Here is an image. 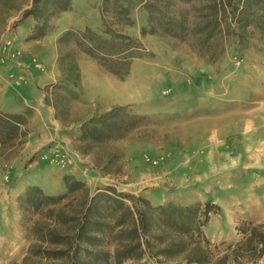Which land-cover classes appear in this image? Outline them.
Returning a JSON list of instances; mask_svg holds the SVG:
<instances>
[{
	"label": "rangeland",
	"instance_id": "rangeland-1",
	"mask_svg": "<svg viewBox=\"0 0 264 264\" xmlns=\"http://www.w3.org/2000/svg\"><path fill=\"white\" fill-rule=\"evenodd\" d=\"M30 1L16 3L26 5ZM209 2H175L173 7L187 15L190 26H197L209 12ZM74 3L71 11L53 20V29L46 36L54 44L56 72L53 82L43 81L36 87L44 98L52 97L49 85L60 75L56 41L63 31L86 26L101 30V0ZM15 13L4 22L0 18V109L4 111L10 108V101L3 93L22 75L13 65L20 55L13 58L3 47L10 42L20 51L17 44L31 43L22 38L25 23L15 25L21 17ZM147 18L148 12L137 7L132 12L133 25L119 27L141 39L155 54L134 59L124 80L94 59L81 57L83 93L70 101L61 119L56 118L51 106L54 119L45 131L36 129L32 123L34 109H22L32 111L27 136L12 146L0 147V264L21 263L37 240L31 230L33 223L54 225V215L48 209L68 211L82 203L84 192L79 191L42 212L20 209L18 197L29 184L37 183L50 194L63 193L65 172L82 179L89 194L113 186L121 192L148 197L154 204L203 203L211 198L220 211L211 213L204 229L217 255L244 238L242 228L246 224L262 223L256 221L255 209L264 196V48L260 49L264 44L258 45L255 37L253 43L258 46L238 52L235 40L217 37L213 42L225 49L211 61L210 53L205 56L200 52L196 36L181 39L156 33L142 37ZM231 25L236 24L232 21ZM21 67L26 73H50L41 59H32ZM116 105L128 106L146 118L123 139L93 147L89 154L80 151L76 139L82 121ZM33 132L38 134L31 135ZM45 134L56 137L38 148V139ZM111 154L119 156L120 171L108 174L95 159ZM142 264L184 263L179 258L167 261L146 257ZM256 264H264V256Z\"/></svg>",
	"mask_w": 264,
	"mask_h": 264
},
{
	"label": "trees",
	"instance_id": "trees-1",
	"mask_svg": "<svg viewBox=\"0 0 264 264\" xmlns=\"http://www.w3.org/2000/svg\"><path fill=\"white\" fill-rule=\"evenodd\" d=\"M16 1L0 0L3 22L12 12L22 9L23 5ZM209 1V12L203 15L202 25L190 26L187 15L179 9L174 11L173 5L192 0H101L100 31L90 26L68 28L56 41L60 75L49 85L52 97L45 98L54 108L56 118L61 119L70 101L83 93L81 57L94 59L107 72L124 80L134 59L155 56L141 39L119 29L133 25L132 12L137 7L148 12L147 24L141 28L142 37L156 33L181 39L196 36L200 52L205 56L210 53L211 61L225 49L213 42L217 37L235 40L238 52L264 44V0ZM73 6L74 0H32L15 25L31 19L33 23L24 40L40 41L52 31L53 20ZM255 37L258 45L253 43ZM31 116L30 109H0V147L12 146L27 136ZM145 118L124 105L94 113L78 128V148L89 154L93 147L123 139ZM118 160V155L111 154L105 159L97 157L95 163L110 174L120 171ZM113 167L116 171L111 170ZM62 185L65 191L58 195L33 183L19 195L23 212H42L51 205L58 206L70 195L84 192L82 203L71 210L48 209L54 215L53 226L33 223L31 230L37 240L29 246L20 264H142L146 257L167 261L179 258L184 264H256L264 256V223L246 224L241 241L222 254L214 253L204 229L211 213L220 211L211 198L203 203L154 204L148 197L121 192L113 186L89 194L86 183L68 172L63 175Z\"/></svg>",
	"mask_w": 264,
	"mask_h": 264
},
{
	"label": "crops",
	"instance_id": "crops-1",
	"mask_svg": "<svg viewBox=\"0 0 264 264\" xmlns=\"http://www.w3.org/2000/svg\"><path fill=\"white\" fill-rule=\"evenodd\" d=\"M31 1L28 4L23 5L22 9L17 13L22 14V11L30 6ZM17 13H15L14 15H16ZM14 15L11 16L10 20L13 19ZM10 20L8 21V23L10 22ZM32 23L33 21L31 19L26 20L25 24L22 26V32L24 33L22 34V38L25 37L28 32V27ZM17 46L20 47V56L14 59L16 64L13 65L16 68H14V70L19 73L18 75H22V78H17L18 82H11L8 90L3 93V97L10 101V108H8L9 111L20 112L24 107H31L32 109H34V117L32 118L33 126L36 129L39 128L45 131V128L48 126V123L52 121L55 117L54 111L52 110V107L50 105H47L44 102V94L39 91V88L37 92L36 87L37 85L38 87H40L43 81L53 82L55 80L53 79L56 72V53L54 54L55 51L53 50L54 44L51 39H47L46 37L40 41L31 42L29 44L19 43L17 44ZM32 59L43 60V62L49 66L48 68H50V73L48 75L47 73L41 74L39 72H36L35 70L31 73H26L25 68H20V66L24 67ZM17 69H19V71ZM38 132H33L31 133V135L35 133L38 134ZM45 135L46 136H43L38 139V148L46 145L54 137H56V135ZM253 198H250V200H253ZM262 198L263 200L260 201V204L255 209V214L256 221L264 223V196H262Z\"/></svg>",
	"mask_w": 264,
	"mask_h": 264
},
{
	"label": "built area",
	"instance_id": "built-area-1",
	"mask_svg": "<svg viewBox=\"0 0 264 264\" xmlns=\"http://www.w3.org/2000/svg\"><path fill=\"white\" fill-rule=\"evenodd\" d=\"M3 48H4V49H9L10 52H11V57H13V58H15V57H17V56L20 55V51L17 50V49H13L12 46H11V43H10V42L7 43L6 45H4ZM37 67H38V68H42V65H41V64H38ZM58 156H63V157H64L63 154H58ZM62 160H63V159H62Z\"/></svg>",
	"mask_w": 264,
	"mask_h": 264
},
{
	"label": "bare ground",
	"instance_id": "bare-ground-1",
	"mask_svg": "<svg viewBox=\"0 0 264 264\" xmlns=\"http://www.w3.org/2000/svg\"><path fill=\"white\" fill-rule=\"evenodd\" d=\"M247 113V112H246ZM255 116V115H254ZM250 121V120H249ZM249 127V126H248Z\"/></svg>",
	"mask_w": 264,
	"mask_h": 264
}]
</instances>
